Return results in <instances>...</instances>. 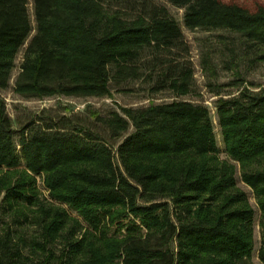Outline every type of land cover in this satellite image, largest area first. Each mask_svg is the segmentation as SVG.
Listing matches in <instances>:
<instances>
[{"label":"trees","instance_id":"16d2710c","mask_svg":"<svg viewBox=\"0 0 264 264\" xmlns=\"http://www.w3.org/2000/svg\"><path fill=\"white\" fill-rule=\"evenodd\" d=\"M163 1L184 10L188 30L238 36L241 58L227 67L264 61L261 2ZM32 16L28 0H0L1 91L17 67L12 91L25 99L172 100L16 120L0 100V264H254L255 211L236 165L264 264V88L224 85L237 91L214 106L222 160L208 108L187 99L200 94L190 47L164 5L32 0Z\"/></svg>","mask_w":264,"mask_h":264},{"label":"rangeland","instance_id":"374dc122","mask_svg":"<svg viewBox=\"0 0 264 264\" xmlns=\"http://www.w3.org/2000/svg\"><path fill=\"white\" fill-rule=\"evenodd\" d=\"M157 4L164 5L170 15L178 22L183 32L184 38L190 47L191 60L194 67L196 84L199 89V96L187 97L188 100L205 105L211 116L214 125V133L216 143L219 148V157L222 160H228L223 153V145L217 127V119L215 115V102L220 97L235 95L236 87H224V85L232 83H241L244 87L252 91H259L264 88V61H252L251 58L239 60V55L242 53V45L238 42V36L225 33L222 31H207L204 29L188 30L183 25L184 10L176 8L163 0H152ZM243 3H249L252 0H239ZM264 4V0H257ZM28 10L32 25L34 20L32 16V0H28ZM222 37H227L229 45L221 44ZM226 39V38H225ZM234 43V44H233ZM233 44V45H232ZM205 53L211 54V61L215 66L214 74L209 75L204 70L203 59ZM22 51L16 59V65L20 62ZM214 54V55H213ZM232 54H236L237 61L233 62L230 67H227V62L231 59ZM18 69L13 71L12 78L9 82V88L0 90V100L5 103L6 111L12 120L23 118L25 113L38 112L42 109H59L73 112L84 111L87 107L100 110L105 113L110 110H117L118 107H141L150 103H163L171 101L172 98L168 94L158 95L153 98L143 96L139 93H113L111 98H67V97H51L45 99H25L15 95L12 91L14 79ZM219 86V87H218ZM222 87V88H221ZM219 90L221 95H216ZM215 91V92H212ZM236 182L237 186L245 192L249 203L255 211L254 215V252L252 260L254 264H260L256 251L259 246L260 231L258 227L259 212L252 191L240 180L239 167L236 165ZM42 189L41 184H39ZM72 215H74L72 213Z\"/></svg>","mask_w":264,"mask_h":264}]
</instances>
